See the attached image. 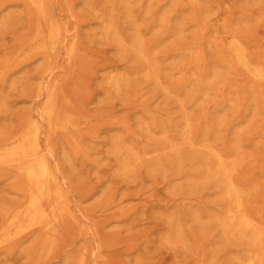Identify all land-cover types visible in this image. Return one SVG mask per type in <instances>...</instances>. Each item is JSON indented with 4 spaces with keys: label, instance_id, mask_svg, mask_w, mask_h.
<instances>
[{
    "label": "rangeland",
    "instance_id": "1",
    "mask_svg": "<svg viewBox=\"0 0 264 264\" xmlns=\"http://www.w3.org/2000/svg\"><path fill=\"white\" fill-rule=\"evenodd\" d=\"M111 1L120 6L122 25L130 30L126 7L135 10L132 16L136 22L149 19L144 15L149 0ZM160 1L153 0L156 16L165 14L167 23L175 26L156 47V68L165 86H170L172 75L182 64L172 49L201 36L206 50L212 36L209 29L201 27L220 22L225 12L221 30L245 44L252 65L264 67V0H207L200 6L185 0ZM106 4L105 0H95L94 5L109 20L112 7ZM167 9L171 14L165 12ZM53 15L66 37L64 51L75 44L77 59L72 67L63 59L43 56L30 42L35 19L26 0H0V151H8L10 140L25 131L31 118L41 122L44 99L36 93L42 81L50 85L55 76L42 80L40 73L55 64V72L68 77L69 102L63 104L64 111L71 118L72 132L81 135L82 151L75 155L69 150L66 134L56 133L48 140L47 126L41 125V130L73 215L60 229L61 243L48 251L43 244L49 237L47 232L24 229V222L12 226L11 218L0 213V264H79L84 257L85 264H236L235 259L245 254L242 248L234 240L224 239L215 227L202 230L209 226V216L219 213L224 205H219V194L211 185L188 183L190 173L203 162L201 155L183 152L186 162L180 164L175 155L151 147L155 141L146 124L153 119L159 124L169 120L177 134L184 117L180 98L192 122H201V136H206V115L213 119L217 132L221 130L217 126L220 118L224 119L215 143L225 155L233 153L236 127L244 128L242 150L252 157L241 170L240 179L246 187H258L255 206L264 209V83L231 72L233 80L243 84L247 99L242 116L235 117L231 97L227 102L218 100L220 96L214 91L207 96L203 91L195 94L192 85L171 95L155 88L144 77L143 65L100 33L99 16L84 0H55ZM196 15L198 21L193 22ZM112 20L116 23L117 19ZM180 27L181 33L177 31ZM207 60L211 68L213 60ZM112 74L127 78L123 91L116 93L109 86ZM229 124L232 126L225 129ZM114 138L142 153V160L128 175H122L120 161L110 154ZM19 184L17 170L0 168V207H25L27 197L18 192ZM196 214L205 218L203 226L195 223ZM179 241L186 247L178 245Z\"/></svg>",
    "mask_w": 264,
    "mask_h": 264
},
{
    "label": "bare ground",
    "instance_id": "2",
    "mask_svg": "<svg viewBox=\"0 0 264 264\" xmlns=\"http://www.w3.org/2000/svg\"><path fill=\"white\" fill-rule=\"evenodd\" d=\"M86 7L97 14L100 20V33L111 39V41L123 52L131 53L134 59L143 65V75L148 78L155 88L160 89L168 95L173 91L180 90L192 85L195 94L214 91L219 94L220 99L227 102L233 99V110L235 117H241L246 99V92L243 84L230 76L232 71L242 74L245 78H252L256 83H264V67L252 65L245 50V44L238 38L229 36L221 30L225 25L227 12L223 14L222 22L216 20L212 25L206 24L202 30H210L212 44L204 50L205 41L202 37H194L192 41L184 46H175L172 49L174 55L182 58V64L176 69L171 77L169 87L165 86L156 68L157 56L156 47L162 43L175 28L167 23L166 15L156 16L154 7L156 3L149 0L145 16L149 19L146 23L136 22L132 16L135 10L126 7V18L130 21L132 30L122 25L123 13L118 4L111 0L105 3L112 7V15L109 20L96 11L95 0H84ZM193 5H204L207 0H185ZM30 8V14L35 19L34 35L30 42L35 49L43 56L51 57L53 60L63 59L68 66H73L77 59L75 44H71L64 51L66 37L61 30L58 20L54 18L55 0H26ZM167 0H161L163 4ZM106 4V5H107ZM131 5V3H129ZM179 6V5H176ZM140 12L141 8L136 9ZM171 14V10H165ZM199 16L192 19L197 22ZM112 19H117V25ZM133 19V20H132ZM130 30V33H128ZM201 30V31H202ZM182 32L180 27L177 30ZM148 34L152 38L148 39ZM207 50L210 53H207ZM213 60V66L208 68V60ZM193 67L197 70L194 72ZM226 70L225 74L222 71ZM50 85L45 86L44 81L38 87L37 95L42 96L44 104L41 111V122L32 118L25 131H21L19 137L10 140L11 146L8 151H0V168L15 169L20 178L18 192L27 197L26 205L23 209L12 207H0V213L6 218H11L9 224L16 225L25 223L24 229L41 228L49 234L43 240L47 250L52 251L60 243L59 235L61 228L67 222L68 217L73 215L66 190L62 188L58 178V169L51 160L50 152L43 145L41 125L47 126V139H53L56 133H64L68 136L67 147L75 155L82 151V138L80 134L72 132V122L65 108L69 99L66 97V83L68 77L63 73L55 72V64L46 66L40 73L44 78H54ZM109 86L119 93L126 88L128 80L121 74H112ZM231 97V99H229ZM64 104V105H63ZM219 105L217 102L214 104ZM179 107L183 112V128L176 134V126L171 121L159 124L155 119L147 123V131L154 139L151 147L163 149L175 155L180 164H184L186 156L183 152H189L192 156L201 155L203 162L198 170L192 171L188 179L190 186L209 184L215 188L219 194V205L224 208L214 216H209L208 227L202 230H212V227L221 231L226 240H234L237 246L242 248L245 254L235 259L236 264H264V209L255 206L254 198L258 193V187H246L240 179V172L245 163L252 157L251 154L242 150L240 135L244 128L235 129L236 134L233 139V153L225 155L223 149H218L215 141L223 131L224 119L220 118L217 126L219 132L206 115L208 127L204 130L206 136H201V122H192L190 112L185 109V104L179 98ZM232 126L229 124L225 129ZM159 135V136H157ZM54 151V147H51ZM110 154L120 161L122 175H128L134 165L142 160V153L136 151L134 147L128 146L121 138L112 140ZM184 156V160L182 158ZM183 161V162H182ZM202 214H196L195 223L203 226ZM192 234V232H191ZM168 242H171L167 239ZM182 248L186 245L182 241L177 243ZM85 257L79 264H85Z\"/></svg>",
    "mask_w": 264,
    "mask_h": 264
}]
</instances>
